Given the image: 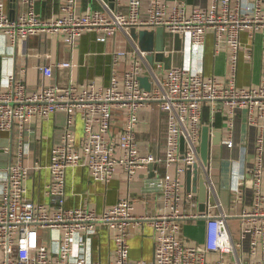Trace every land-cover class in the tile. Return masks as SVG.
<instances>
[{
	"label": "built area",
	"instance_id": "built-area-1",
	"mask_svg": "<svg viewBox=\"0 0 264 264\" xmlns=\"http://www.w3.org/2000/svg\"><path fill=\"white\" fill-rule=\"evenodd\" d=\"M19 1L25 8L11 12L7 0H0V31L14 46L43 32L62 34L74 43L86 31L96 33L103 42L122 32L132 38L133 44L113 51L115 67L124 58L130 59L129 65L122 76L116 67L104 86L94 80L51 81L56 66L73 67V60L67 59L37 65L46 79L39 90L29 91L27 81L15 72L8 76L9 88L0 87V131L17 130L19 137L12 160L0 166V264H264V129L257 136L251 168L255 200L251 208L240 213L239 240L230 224L233 213L220 198L211 164L203 162L200 150L206 103L211 106L212 119L217 111H225L231 126L239 110L247 111L253 125L264 120V0H210L190 10L185 0L172 4L168 0H98L100 6L63 0L51 16L38 10V0ZM133 26H164L165 55L175 51L176 33L190 35L200 54L212 32L216 45L229 47L230 71L225 76L207 75L198 63L167 68L163 60L152 62L148 55L157 50H143L131 35ZM244 32L251 41L256 34L261 35L263 59L257 84L238 83L241 49L252 44L244 41ZM143 75L149 76V89L141 83ZM117 108L126 114L119 130L114 126ZM143 108H158L164 114L162 152L139 144ZM59 110L66 112L67 120L48 164L51 179L46 193L50 202L36 200L28 196L27 180L31 169L42 167V163L26 158V137L32 133L35 120ZM79 119L82 130L78 134ZM8 140L10 145L15 142V138ZM227 143L233 145L234 141L228 139ZM151 164H155L154 173L145 179L142 194L147 199L150 196L155 206L144 213L135 212L138 196L130 193L101 211L88 205H66L69 167H87L101 180H110L124 168L131 180ZM195 164H199L207 183L206 207L200 211L191 210L196 194L188 190L185 177L188 167ZM187 219L205 220L201 242L182 238V221ZM144 223L153 229L154 257L133 259L130 237ZM101 226L109 230L114 243V255L107 260L89 254L91 234ZM47 231L57 232V247L47 240ZM79 235L81 251L76 247Z\"/></svg>",
	"mask_w": 264,
	"mask_h": 264
},
{
	"label": "crops",
	"instance_id": "crops-1",
	"mask_svg": "<svg viewBox=\"0 0 264 264\" xmlns=\"http://www.w3.org/2000/svg\"><path fill=\"white\" fill-rule=\"evenodd\" d=\"M63 0H38V10L46 16H51L57 11ZM176 0H168L170 4ZM188 9L194 6L207 5L210 0H185ZM250 1V0H249ZM11 12H18L25 8L19 0H7ZM84 3L92 2L100 6L98 0H83ZM245 42L252 44L244 45L241 49L238 66V83L240 85L257 84L260 79L263 47L260 34L250 40L247 32L242 34ZM184 48L173 52L172 64H183L190 66L202 64L203 71L207 75L215 74L225 76L230 71V50L227 44L216 45L215 34L210 32L207 35L203 52H196L190 35L184 37ZM133 40L124 33L109 39L107 42L98 40L94 32H85L71 43L62 34L40 33L33 35L26 40H21L16 46L12 45L4 33L0 31V87L9 88L8 76L15 72L19 78L27 81L28 90H39L45 82V77L38 70L37 65L48 61L59 62L72 59L73 67H55L51 77L53 82L65 83L70 78L74 82L83 83L94 80L99 86L107 85L114 73L113 51L117 47L131 46ZM259 44V45H258ZM259 49L258 74L255 78L256 54ZM248 51L252 52L248 53ZM127 58L122 59L117 67L120 76L129 65ZM72 75V77L70 76ZM141 124L138 131V141L144 149H151L154 152L163 151L165 141L164 114L158 108L140 111ZM67 120L65 111H57L53 115L40 118L34 121L33 131L26 137L28 153L26 158L31 161L39 160L42 167L31 169L27 180L28 196L36 200L50 202V196L46 193V184L51 179V172L48 164L52 158V148L55 143L61 140ZM126 114L122 109H115V129L119 130L125 123ZM203 125H209L210 133L214 131L221 133L222 139L218 144H211L209 162L213 170V176L217 191L222 201L228 203V210L233 213L231 219L240 224V213L253 206L255 200V186L253 184L252 164L256 159L257 136L264 129V120H259L255 125L248 119L246 110H239L234 117V124L231 126L228 115L225 111H217L212 119L211 106L204 105ZM82 122H77V133L82 130ZM15 138L14 151H17V130L13 132H1L0 138ZM233 139V145L227 143ZM30 144H29V142ZM1 166V165H0ZM154 173L152 166L140 169L137 174L129 180L128 173L124 168H119L110 180L96 179L92 176L87 167H69L66 175L67 206L88 205L101 211L105 207L113 205L122 196L130 193L138 196L135 203V212L140 214L155 206L151 197L142 194L144 181ZM186 177V174H185ZM184 177V178H185ZM239 186V190L235 189ZM264 189V178H263ZM196 200L190 206L193 211H200L199 194L195 191ZM150 200V201H149ZM224 202V201H223ZM227 208V207H226ZM202 220V221H200ZM196 224L199 234H205V220L187 219L182 221V238L191 243H199L195 237L187 232L188 226ZM194 235V234H191ZM47 240L57 247V232L47 231ZM54 237L51 239V237ZM81 236L76 237V247L81 251ZM131 257L133 259L154 257L155 240L153 229L148 223L135 228L130 237ZM89 254L95 259L107 260L114 255V243L111 233L105 226H101L91 234V245Z\"/></svg>",
	"mask_w": 264,
	"mask_h": 264
},
{
	"label": "water",
	"instance_id": "water-1",
	"mask_svg": "<svg viewBox=\"0 0 264 264\" xmlns=\"http://www.w3.org/2000/svg\"><path fill=\"white\" fill-rule=\"evenodd\" d=\"M131 35L133 38L137 39L139 45L143 50H157V53H150L148 58L153 62L154 60H163L165 61V66L168 68L173 63V52H170L168 55L163 53V49L165 47L166 42V30L164 26H158L156 29H148L133 26L131 28ZM184 36L180 33H176L174 40V49L182 50L184 48ZM141 83L144 87L150 88L151 82L149 80L148 75L141 76ZM209 125L203 126L202 131V139H201V157L204 163L209 162L210 158V148L211 144H218L221 142L222 136L218 131H214L213 134L210 133ZM183 145V144H182ZM10 147L12 152L9 153L6 151L5 147ZM14 143L10 145V142L7 138H0V165L6 166L9 160H12ZM152 168H154L155 164H151ZM187 187L188 190H193L198 192L200 208L204 210L206 207L207 201V183L204 174L200 171L199 164H195L192 167H188L187 173Z\"/></svg>",
	"mask_w": 264,
	"mask_h": 264
},
{
	"label": "rangeland",
	"instance_id": "rangeland-1",
	"mask_svg": "<svg viewBox=\"0 0 264 264\" xmlns=\"http://www.w3.org/2000/svg\"><path fill=\"white\" fill-rule=\"evenodd\" d=\"M259 45V44H258ZM258 52H259V49L257 50V54H256V64H255V78H257V74H258V69H259V66H258V57H259V54H258ZM17 149H18V146H17ZM214 177V176H213ZM224 201V204H225V206L227 207V209H228V203H227V201L224 199L223 200ZM230 213H232L230 210H228ZM199 220V219H198ZM200 221H202V220H200ZM230 224H231V226H232V230H233V233H234V236H235V238L237 239V240H239L240 239V236H241V226H240V224H239V222L236 224L235 222H234V220L233 219H231L230 218ZM187 232H189L188 234L191 236V237H197L196 239L197 240H199V241H202L203 240V233L201 234H199V232H198V226L196 225V224H191V225H189L188 226V230H187ZM191 234H194V235H191Z\"/></svg>",
	"mask_w": 264,
	"mask_h": 264
}]
</instances>
